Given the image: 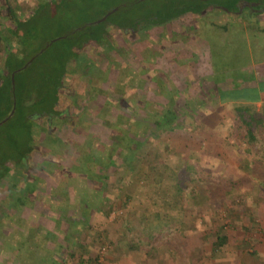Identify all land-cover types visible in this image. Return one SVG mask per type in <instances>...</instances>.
<instances>
[{
    "label": "rangeland",
    "instance_id": "1",
    "mask_svg": "<svg viewBox=\"0 0 264 264\" xmlns=\"http://www.w3.org/2000/svg\"><path fill=\"white\" fill-rule=\"evenodd\" d=\"M43 1L49 3L35 16L40 21L39 30L36 35L32 33L27 49L34 51L53 39L54 43L49 44L44 58L38 55L41 49L35 61L34 56L28 60L30 66L23 70L19 82L25 83L24 88L30 87L29 95L24 99L20 92L22 106L4 122L8 84L0 96V152L10 150L0 172L15 178L16 147H38L30 163L36 188L31 190L33 199L24 196L12 200L14 206L0 213V264H51L52 254L45 255L41 247L58 240L69 244L67 251L59 249L58 253L75 260L71 252L77 255L81 249L77 243L71 245V229H78L82 236L87 234V239L95 238L98 255L106 246L104 259L108 250L131 244L137 252H146L151 264H264V177L251 176L253 159L234 144L235 134L229 125L234 116L232 105L214 101L219 84L213 72L223 64L230 70L243 62L249 67L264 63V12L254 18L252 9L229 14L208 6L163 26L142 23L136 30L111 29L109 44L103 43L99 50L94 42L86 43L80 50L89 59L80 55L74 66L80 70L85 60H90L93 74L66 77L69 84L65 93L71 97L66 112L70 117L62 121L53 115L56 120L50 133L48 122L26 121L25 116L51 108L52 89L39 93L41 96L34 92L43 80L47 87L52 85L46 76L56 65L55 53L66 48L59 37L102 18L119 2L131 0H0V72H4L1 65L6 46L18 42L12 33L16 22L10 13L28 17ZM162 1L146 2L138 14ZM223 2L214 3L221 7ZM145 101L152 104L146 106ZM169 101L181 115L183 127L156 136L143 116L154 109L153 105L163 107ZM129 105L141 111L131 115L130 123L133 118L145 122L150 135L146 138L142 134L144 140L137 144L136 157L122 161L104 156L103 163L110 161L104 164L103 175L108 177L104 187L70 171L73 157L80 156L75 143L89 140L107 144L118 139L123 125L116 124V116L128 117ZM255 109L264 112V99ZM88 133L94 134L91 140ZM11 138L17 142L15 148ZM120 138L131 143L128 135ZM258 146L264 147V141L257 142ZM77 147L82 154L96 150L89 145ZM160 162L179 174L183 166L191 164L195 167L192 177L199 184L219 189L222 194L201 193L199 199L181 204L173 174L168 170L163 178H157L154 167ZM3 183L7 187L9 182ZM1 192L0 188V198L4 199L8 191L4 196L5 191ZM150 230L154 231L151 239L147 235ZM218 236H225V243L214 250ZM30 255L32 259H27Z\"/></svg>",
    "mask_w": 264,
    "mask_h": 264
},
{
    "label": "trees",
    "instance_id": "2",
    "mask_svg": "<svg viewBox=\"0 0 264 264\" xmlns=\"http://www.w3.org/2000/svg\"><path fill=\"white\" fill-rule=\"evenodd\" d=\"M49 1L51 2V0ZM217 1L218 0H163L157 5H154V7L146 8L140 11L139 14L138 9L143 8L146 2L148 4L152 3V0L124 1L119 2L114 7H112V9H116L111 12L103 21L97 24H82L76 29L71 30L70 33L60 38L59 42H65L66 48H64L65 50L63 51H57L55 53L54 59L56 65H54L53 67L51 66L53 72H51L50 74L48 73V76H46L47 78H50L52 85L50 87H47L46 82H44L43 80L36 86V90L34 92L39 94L41 92H44L47 88L52 89L53 97L51 102V108L46 111H36V114H31L29 112L30 114L25 116V120L33 122V119L30 116L43 115L53 117V115H58L60 113L56 110V103L59 100V91L62 88L63 83H65V73L69 69H75L73 68V66L77 62L76 60H78L80 57V54L78 53V48H80L85 41L91 39L99 43L102 42L109 44L110 39H108L107 37L109 36L110 32H108L107 26L112 25V27L123 31L130 28H132L133 30L139 29L142 23H147L153 26H163L164 24H167L171 20L178 18L184 14L200 13L204 8H206L207 5ZM223 1L224 2L222 3V6H224L225 10L235 12L238 9L237 3L239 0ZM247 1L254 2L255 0ZM194 2H198V4ZM48 3L49 2L47 1L41 2L39 4V7L35 9L33 13H31L28 17L25 18L17 17L15 13H10L12 17H14L16 22L15 29L12 31V33L14 36L17 37L18 42L17 45L9 44L6 46L2 59L1 69H3L4 72H0V96L4 85L8 84L10 86V89L8 90V96H5L4 99L5 103L3 104L4 108L2 110L5 115L2 114L3 118L8 115V113L11 111L13 104H15V109L11 117H13L15 115V112L19 110V107L22 106L23 103L20 92H23L22 95H24V99H26L29 95L28 92H30V87L24 88L26 87L25 83L23 84L22 82H19L22 79L21 74L23 70L30 66L27 63L28 60L30 58L33 59L32 56H34L32 62L35 61V59L37 58L35 54L38 53L41 49L43 50L38 53L39 56L41 55L42 58H44V56L47 54L46 50L49 45L46 47L44 43L36 50L30 51L29 49H27V44L32 38V33H35L36 35L39 30L38 23L40 21L35 16L42 12V10L44 11L45 8L47 9ZM251 6L252 5L250 4L249 8H251ZM257 7L258 10H262L260 9L261 6L258 5ZM9 10L11 12L13 9L10 7ZM258 10H253V17L258 14ZM133 14H135V16H133ZM34 17L36 19L35 21L33 20ZM85 62L86 64H84L83 67L80 66V73L82 72V74H85V76L90 77L93 74L92 65L90 63L91 61L85 60ZM24 65L26 66L24 68H21ZM19 68L21 69L18 70ZM15 70H17V72H15L14 74V87H12L11 74ZM216 70L213 71L215 72V81L220 86L217 85L218 87L214 92V101L218 100L217 102L221 105H225L227 103L232 105L234 116L233 121H231V124L229 125L231 127L232 132L235 134L234 144L240 146V148L246 151L247 154L250 156L249 159H253L254 167L251 176L253 178H257L259 177V175H262L264 177V147H255L257 142H259L260 140L264 141V112L256 110L255 104L251 101H237L238 99L243 98V92H241L242 95H239L236 89L233 88L231 90H225L221 86V83H224L223 80H226V84H224L225 86H244L249 82L253 81L251 75L249 74L248 76V74L242 73L239 77L237 75L236 78L235 73H226L229 70L225 64H223V67L220 70ZM24 91L26 92L24 93ZM41 95L39 94V96ZM40 98L45 99L43 97ZM120 102H122L124 106L128 105L126 101L121 100ZM144 103L146 104V106L152 104L151 102L147 101H145ZM153 106L154 109H152L150 113L148 111L149 114L144 115L143 118L147 121V125H152L153 132H155L156 136H158L159 132L171 131L174 129L179 130L183 127L181 115L177 112L176 108L174 109L170 101L167 106ZM127 109L131 112L130 115H127L129 118L124 117L123 115V118H121V115L118 114L116 116L117 118H119L117 119L118 121H116V124H122L123 126L120 129V133L118 135L119 138L115 139V141H113L112 143L110 142L107 144H102L101 142L97 143L94 141L91 142L89 140L75 143L74 148L80 156L73 157V163L70 165V171L74 172L75 174L81 173L84 177L82 179L86 180L91 184H96L100 182L98 186L104 187L106 186V180L108 177L106 175H103V170L104 168H106L105 165L110 162L109 160H107V162L103 163L104 156H107L108 158L118 157L122 159V161L132 160L134 157H136L135 155H137L136 152L138 150L137 144L143 143L142 140H144L142 139V134L145 133L144 137L146 136V138L150 137V135L147 134L145 122L140 123L139 119L133 118L132 123H130L131 115H133V113L135 115H138L141 111H138L136 109V106L132 107L131 105H129ZM93 135L94 134L88 133L87 139L91 140V138H93ZM126 135H128V139L131 140L130 144L119 141L121 140L120 137H124ZM12 138L11 140L13 142L11 143V145L13 148H15L17 146V142ZM85 144L89 145V148H96V150L94 152H89V154H82V151L79 150L77 146H86ZM119 146H121L120 149L118 148ZM16 149L17 156L16 158H14L16 160L15 163H19L20 165H22L23 163H21L20 160H22V158L27 155V153L33 148L32 146H26L25 144L16 147ZM117 150H120L118 151L119 155L114 153L115 151L117 152ZM8 152H10V150L0 152V166L4 165L7 162V159L9 158ZM78 160L82 161V164H79ZM254 162H257L258 165L254 164ZM154 168H156L155 174H157V178L159 179L163 178L165 172L167 173L168 170L173 174L172 182L174 183V187L176 188L177 197L180 203L183 205H186L187 202L192 199L197 200V196H199L201 193L204 195L207 193H210L212 195L220 193L222 194L219 189L218 191H214V189L203 187L201 184H199L198 180L195 179V177H192L195 171V167L191 164L183 166V172L181 174L175 171V169H171L167 164L161 162L156 163ZM56 171L58 172L59 169H56ZM3 173H6V171L1 172V174ZM96 189H98V187ZM30 193L26 196L27 198H32L30 197ZM117 195L118 193L115 196ZM102 200H106L105 196H102ZM154 228L159 229L156 224L154 225ZM147 235L149 239L154 238V231L152 232V230H150ZM224 243L225 236H218L213 242L212 247L214 250L219 249L224 245ZM128 247L132 250L137 249L135 245L131 244L128 245ZM30 257H28L27 259H31ZM85 259L86 258H83L82 260L85 264H87V261L89 259Z\"/></svg>",
    "mask_w": 264,
    "mask_h": 264
},
{
    "label": "crops",
    "instance_id": "3",
    "mask_svg": "<svg viewBox=\"0 0 264 264\" xmlns=\"http://www.w3.org/2000/svg\"><path fill=\"white\" fill-rule=\"evenodd\" d=\"M236 58H241V55ZM239 64H240L239 67H236L232 70L230 69L226 73L228 74L235 73V75H238L239 73H247L251 75V78L253 81L249 82L248 84L244 86L238 85L234 87L232 85L222 86L223 84H226V80H223L224 83H221V86L225 90H231L234 88L236 89L237 93H239V95L243 94L242 95L243 98H240L237 101H241V102L251 101L254 104L258 105V103L262 102V100L264 99V63L257 64L256 66L255 64H251L250 67L252 71L247 70L248 68H250L248 64H245L244 62L239 63ZM241 92L243 93L241 94ZM71 230L68 232L70 234V238L73 239V243L71 242V245L77 243L79 248L81 249L80 254L76 255L75 252L74 253L71 252V257L73 258L75 257V260H70L69 258L67 259L66 257H62L60 252L58 253L59 249L65 248L66 249L65 251L68 250L69 244L67 242L58 240L57 243H52V242L44 243L43 245L44 247L42 246L41 248L43 249L44 253L50 252L52 254L49 260L51 264H85L82 260L83 258L89 259L87 261V264H151L150 263L151 257H149L146 254V252H144L143 254L141 252L139 253L137 252L139 250H136V249L132 250L126 245H125V248L123 249L122 248L118 249V247L116 246V249H113L114 251L112 249H111L112 252L111 250H108L109 252L106 254L105 259H104L103 255H100V254L98 255V253H96L97 246L95 244V238H93V240L92 239L90 240L86 238L88 236L87 234L82 236L80 234L81 232L78 229H76V231H74V229H71ZM46 233L48 232L46 231ZM49 233L52 236V232H49ZM69 234H67V231H66L65 235H69ZM117 249L119 251V254L115 255V252L117 251ZM120 250L122 252H120ZM34 257H35V254H34ZM34 259L36 260V257ZM153 264H154V261H153Z\"/></svg>",
    "mask_w": 264,
    "mask_h": 264
},
{
    "label": "flooded vegetation",
    "instance_id": "4",
    "mask_svg": "<svg viewBox=\"0 0 264 264\" xmlns=\"http://www.w3.org/2000/svg\"><path fill=\"white\" fill-rule=\"evenodd\" d=\"M252 1H247V0H239L237 3L238 9L235 12H230L224 9V6H219V4H215V3H210L209 5H207L206 7H211V8H220V11H223L224 13H229V14H235V13H239L240 11H245V10H258V5L261 6L260 9L261 12H264V0H255L254 2ZM250 4L253 6L250 7ZM254 12V11H253ZM260 10H258V14L261 13ZM257 14V15H258ZM87 24H97L94 22H88ZM108 32H110L109 36L107 37L108 39H111V29L114 30L116 28L112 27V25L107 26ZM132 28H130L131 30ZM94 42L97 45V49L99 50L98 47L104 45L102 42L99 43L93 39L91 40H87L85 41L80 48H78V53L80 55H85V53H83L80 49L84 47V45L86 43H91ZM85 57L87 59L88 56L85 55ZM91 63V62H90ZM73 68H75V66H73ZM68 75H80V76H85V74H82V72L80 73V70L77 69H69L66 73H65V81H66V77ZM72 80V79H70ZM73 81V80H72ZM71 81V82H72ZM66 84H69L68 82L63 83L62 88L59 91V100L56 103V110L59 111L60 113L57 115V119L60 120H67L70 116H68L66 110L68 109L69 106V98L71 99V97L69 96V94L65 93L66 90ZM70 101V100H69ZM65 104V106L63 107V105ZM63 107V108H62ZM33 119V122L38 123L40 121H45L46 123L48 122V129L50 131V133L52 132L51 130V125L55 122L56 119H54V117H48V116H43V115H38L36 116H30ZM58 128V127H56ZM37 146V145H36ZM33 148V147H32ZM36 149H38V147L33 148L32 150H30L27 155H25L22 160H20L21 163H23L22 165H20L19 163H16V167L15 164L13 166L14 170L16 169V172H14V174L16 175L15 178H8L7 175H11V173L7 174V173H3L1 174L0 172V188L3 191H5V193L1 194L2 196L6 195V190L8 191L6 197H4V199L0 198V213L1 212H5L7 208H10L11 206H14V204L12 203V200L16 201L19 200V198H23L24 196H27L31 190L36 189L35 188V184L32 183V177L34 176L33 174L30 173V163H31V159L32 157H34V152L36 151ZM10 164V163H9ZM11 165V164H10ZM13 168L11 167V170H13ZM20 169L19 173L22 174V177L19 173H17V170ZM20 175V176H18ZM7 181L9 183H7V187L4 186L3 181ZM3 183V184H2ZM1 192V193H2ZM30 197H31V193H30ZM1 216V214H0ZM2 218V217H0ZM4 218V217H3Z\"/></svg>",
    "mask_w": 264,
    "mask_h": 264
},
{
    "label": "water",
    "instance_id": "5",
    "mask_svg": "<svg viewBox=\"0 0 264 264\" xmlns=\"http://www.w3.org/2000/svg\"><path fill=\"white\" fill-rule=\"evenodd\" d=\"M115 9H116V8L111 9V10L108 11V12H107L102 18L96 20L94 23H99V22L103 21V20L106 19V17H107L111 12H113ZM59 38H62V37H59ZM52 42H54V39H53L52 41L48 42V43L46 44V46H48V45H49L50 43H52ZM27 63H28V62H27ZM25 66H26V65H24V66L21 67V68H24ZM21 68H19L18 70H20ZM15 72H17V70H15V71L11 74V84H12V87H14V74H15ZM14 109H15V104H13V107H12L11 111L8 113V115H6V116L2 119L1 122H4V121H6L7 119H9V118L12 116V114H13V112H14Z\"/></svg>",
    "mask_w": 264,
    "mask_h": 264
},
{
    "label": "built area",
    "instance_id": "6",
    "mask_svg": "<svg viewBox=\"0 0 264 264\" xmlns=\"http://www.w3.org/2000/svg\"><path fill=\"white\" fill-rule=\"evenodd\" d=\"M105 247H106V246H103V251H101V254H100V255H103L104 251L106 250Z\"/></svg>",
    "mask_w": 264,
    "mask_h": 264
}]
</instances>
